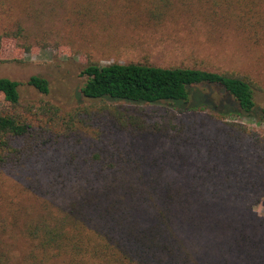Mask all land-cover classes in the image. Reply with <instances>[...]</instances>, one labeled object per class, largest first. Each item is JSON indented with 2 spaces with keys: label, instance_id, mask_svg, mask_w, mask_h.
Segmentation results:
<instances>
[{
  "label": "trees",
  "instance_id": "1",
  "mask_svg": "<svg viewBox=\"0 0 264 264\" xmlns=\"http://www.w3.org/2000/svg\"><path fill=\"white\" fill-rule=\"evenodd\" d=\"M146 5L149 18L159 23L176 10L196 9L209 19L240 23L263 39L264 0H146ZM4 39L15 40L26 54L59 46L52 38L38 40L18 23L0 33V63ZM82 75L81 94L89 102L71 108L23 99L22 83L0 77V185L17 176L35 198L30 212L24 208L23 222H16L30 243L21 258L7 249L1 235L7 228L0 221V264H264V218L252 214L264 200V137L225 122L218 112L177 124L172 110L163 116L147 110L167 104L188 112L192 91L206 85L222 88L238 110L251 115L257 94L264 92L260 83L235 71L139 62L90 60ZM26 85L50 92L49 81L40 76ZM220 122L215 136H208L206 130ZM173 151L185 164L184 156L190 161L186 168L174 165L176 175L165 166ZM219 192L232 196L248 216L235 221L242 229L228 242L231 256L202 261L185 233L192 219L186 209L200 208L202 195L213 209Z\"/></svg>",
  "mask_w": 264,
  "mask_h": 264
},
{
  "label": "rangeland",
  "instance_id": "2",
  "mask_svg": "<svg viewBox=\"0 0 264 264\" xmlns=\"http://www.w3.org/2000/svg\"><path fill=\"white\" fill-rule=\"evenodd\" d=\"M146 8V0H0V33L20 23L38 40L52 38L59 43L58 48L35 47L26 54L15 40L4 39L1 59L5 62L0 63V77L22 83L23 99L51 102L64 108L89 102L82 96L81 88L86 81L82 70L90 60L102 65L139 62L159 67L197 66L215 72L235 71L252 76L264 90V33L263 39H257L240 23L220 16L209 19L196 9L176 10L159 23L149 18ZM32 76L49 81V94L26 85ZM192 93L186 106L188 112L180 113V107L167 104L149 106L147 110L162 116L172 110L177 113V124L218 112L224 115L225 122L243 124L264 137V92L257 94L258 106L251 115L238 110L236 100L220 87L204 85ZM203 108L205 111H198ZM220 125L223 124H213L211 130H206L208 136H215ZM173 154L177 155L173 151L165 166L168 173L173 171L171 174L176 175L172 167L186 168L190 161L184 156L185 164L183 158ZM260 168L264 174V166ZM205 196L202 195L200 208L186 209L192 219L185 233L194 243L199 259L219 260L223 255L231 256L226 251L228 242L242 229L235 221L241 214H248L226 193L219 192L214 197L213 209L204 205ZM193 200L191 193L188 207ZM34 203L35 198L25 192L19 177L10 175L0 185V221L7 228L1 234L2 240L15 259L21 258L30 245L17 230V219L23 222L24 208L30 212ZM252 214L264 218V200ZM255 224L248 229L249 233Z\"/></svg>",
  "mask_w": 264,
  "mask_h": 264
}]
</instances>
